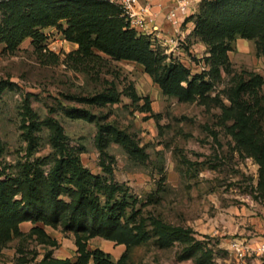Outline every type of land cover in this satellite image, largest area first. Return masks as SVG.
Listing matches in <instances>:
<instances>
[{
  "label": "rangeland",
  "instance_id": "obj_1",
  "mask_svg": "<svg viewBox=\"0 0 264 264\" xmlns=\"http://www.w3.org/2000/svg\"><path fill=\"white\" fill-rule=\"evenodd\" d=\"M42 32L45 39L37 47L31 39L12 52L0 44V84H5L0 90L3 177H20L28 160L42 170L49 169L55 150L45 125L48 118L59 122L66 143L82 165L106 177L95 139L98 125L110 124L144 154H132L107 135L106 162L112 168L113 182L120 187L116 200L125 206L121 219L134 227L143 226L148 236L147 241L130 247L126 264H264V256L253 254L239 261L229 250L234 239L251 248L264 243L260 164L237 143L227 112L232 89L254 75L264 77V55L257 52L256 40L235 37L228 51V68L213 81L206 99L180 102L164 95L142 65L117 61L98 51L92 58L79 59L74 55L77 44L68 41L62 31L48 27ZM183 36L176 47L169 46L171 52L168 46L156 43V47L193 74L207 71V47L186 33ZM112 88L119 93L116 103L90 105L74 98L92 97ZM255 91V96L248 92L243 98L249 102L256 136L264 141V83ZM25 100L36 122L33 134L37 141L32 150H28L22 128ZM74 111H86L96 118L72 117ZM61 198L69 200L66 194ZM101 201L105 202L104 196ZM153 220L187 229L189 238L165 245L154 232ZM37 225L49 241L31 234L35 225L25 221L20 224L22 235L0 243V264H35L46 252L76 259L72 232L60 224ZM86 245L88 250L109 253L114 261L126 251L124 244L100 236L86 239ZM191 246L196 247L195 253L183 257Z\"/></svg>",
  "mask_w": 264,
  "mask_h": 264
},
{
  "label": "trees",
  "instance_id": "obj_2",
  "mask_svg": "<svg viewBox=\"0 0 264 264\" xmlns=\"http://www.w3.org/2000/svg\"><path fill=\"white\" fill-rule=\"evenodd\" d=\"M190 19L194 27L188 37L203 43L209 53L204 59L209 69L199 74H193L183 63L153 49L151 40L130 29L120 16L119 8L106 0H0V44L12 52L31 39L37 47L45 39L42 30L56 27L68 41L77 44L74 55L79 59L92 58L98 51L117 61L137 63L144 67L164 95L180 102H193L205 100L213 81L221 77V71L227 70L228 51L235 37L255 39L257 52L264 55V0H202L197 13ZM262 83L264 77L254 75L252 80L232 89L227 112L233 120L232 131L237 143L260 164V185L264 187V141L256 136L248 113L249 102L243 98L248 92L255 96V88ZM4 85L0 84V90ZM129 95L134 97L131 92ZM74 98L90 105L116 103L119 93L112 88L92 97ZM23 111V135L28 150H32L37 141L33 134L36 122L28 100L23 104ZM70 115L89 121L96 118L86 111H74ZM45 125L51 131L55 150L49 169L42 170L28 160L20 177H3L0 170V243L22 235L20 224L25 221L35 225L31 234L48 241L50 238L37 224L52 227L60 224L75 236L76 259L56 258L46 252L35 264H89L90 261L93 264H126L130 247L147 241L148 236L143 226L134 227L121 219L125 206L116 200L120 187L113 182L112 168L106 162L107 135L130 148L136 156H144L143 152L116 126L99 124L95 141L100 150V165L108 176L94 175L69 148L59 122L48 118ZM64 194L68 201L61 198ZM101 196L105 197L104 203ZM152 224L165 245L189 238V231L182 227L161 220H153ZM95 236L124 244L125 253L114 261L103 250H88L86 239ZM195 251L196 247L191 246L184 251L183 257L188 258Z\"/></svg>",
  "mask_w": 264,
  "mask_h": 264
},
{
  "label": "built area",
  "instance_id": "obj_3",
  "mask_svg": "<svg viewBox=\"0 0 264 264\" xmlns=\"http://www.w3.org/2000/svg\"><path fill=\"white\" fill-rule=\"evenodd\" d=\"M106 1L119 8L120 16L130 29L139 35L148 37L152 48L157 49L156 43L176 47L179 41H184V33L188 36L193 29H190V23H193L190 18L197 13L202 0ZM160 16L171 26V31L164 29L163 24L158 21ZM176 37L179 38L176 39ZM169 51H173V48L169 47ZM229 250L237 260L244 261L246 257L253 254L264 256V243L251 248L245 242L234 239L229 243Z\"/></svg>",
  "mask_w": 264,
  "mask_h": 264
},
{
  "label": "crops",
  "instance_id": "obj_4",
  "mask_svg": "<svg viewBox=\"0 0 264 264\" xmlns=\"http://www.w3.org/2000/svg\"><path fill=\"white\" fill-rule=\"evenodd\" d=\"M158 21L163 24L164 29L171 31V26L166 21L163 20L162 16L159 17ZM193 26H194V24L191 22L190 23V29H192Z\"/></svg>",
  "mask_w": 264,
  "mask_h": 264
}]
</instances>
